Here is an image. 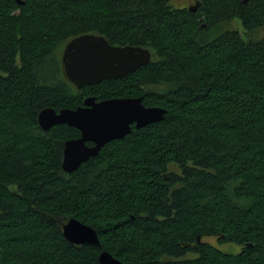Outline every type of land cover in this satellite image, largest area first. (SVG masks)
I'll return each instance as SVG.
<instances>
[{"label":"trees","instance_id":"obj_1","mask_svg":"<svg viewBox=\"0 0 264 264\" xmlns=\"http://www.w3.org/2000/svg\"><path fill=\"white\" fill-rule=\"evenodd\" d=\"M197 1L193 12L172 0H0V264H100L102 249L125 264H264V38L251 36L264 0ZM235 18L243 30L223 29ZM84 33L152 60L79 89L62 53ZM88 95L142 96L167 113L68 173L64 143L79 129L44 131L38 115ZM71 217L102 247L69 242Z\"/></svg>","mask_w":264,"mask_h":264},{"label":"water","instance_id":"obj_2","mask_svg":"<svg viewBox=\"0 0 264 264\" xmlns=\"http://www.w3.org/2000/svg\"><path fill=\"white\" fill-rule=\"evenodd\" d=\"M24 3V0H18ZM201 2L188 7L196 12ZM152 60L149 48L136 44H112L104 35L84 33L68 41L62 61L68 79L79 89L97 85L108 79L123 78ZM167 109L160 105H146L142 96L110 97L98 100L88 95L77 107L43 108L38 122L44 131L58 124H68L80 131V136L64 143L62 168L71 173L96 156L109 142L122 139L132 131L133 124L141 128L164 120ZM88 142H93L90 145ZM65 238L74 244H94L102 247L95 227L76 217L63 225ZM201 240V237H198ZM100 264H125L109 250L102 249Z\"/></svg>","mask_w":264,"mask_h":264},{"label":"rangeland","instance_id":"obj_3","mask_svg":"<svg viewBox=\"0 0 264 264\" xmlns=\"http://www.w3.org/2000/svg\"><path fill=\"white\" fill-rule=\"evenodd\" d=\"M196 0H172L171 4L175 7H189L191 5H195ZM204 17V16H203ZM200 18V20L203 19ZM206 25L205 21H202V27ZM225 28H233V29H239L243 30L242 28V22L239 18L232 19L230 22H227L226 25H224L223 29ZM256 39L264 38V25L258 26L256 29H254L252 35ZM172 167L175 170H178V167L176 165H172ZM202 241L209 242L219 249L223 250L224 252L228 253H238L241 251L242 247L241 245L231 242V241H220L216 236H210L205 235L202 237ZM187 256L194 257L196 256L195 253H188Z\"/></svg>","mask_w":264,"mask_h":264},{"label":"flooded vegetation","instance_id":"obj_4","mask_svg":"<svg viewBox=\"0 0 264 264\" xmlns=\"http://www.w3.org/2000/svg\"><path fill=\"white\" fill-rule=\"evenodd\" d=\"M197 1V0H196ZM124 97V96H123ZM131 97H134V96H131ZM99 100V99H98ZM133 127H135V125L133 124L132 125ZM81 134V133H80ZM90 145L94 144L93 142H88Z\"/></svg>","mask_w":264,"mask_h":264}]
</instances>
